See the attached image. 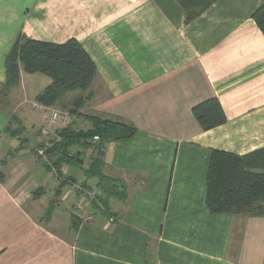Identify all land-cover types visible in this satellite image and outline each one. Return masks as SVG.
Here are the masks:
<instances>
[{
  "label": "crops",
  "instance_id": "obj_1",
  "mask_svg": "<svg viewBox=\"0 0 264 264\" xmlns=\"http://www.w3.org/2000/svg\"><path fill=\"white\" fill-rule=\"evenodd\" d=\"M261 1L218 0L186 23L177 0H0L1 109L4 55L19 33L75 38L97 70L80 113L136 129L101 147L102 173L124 197L103 195L99 211L26 150L2 160L0 109V264H264V215L205 206L211 151L264 147V33L251 18ZM213 97L226 121L204 130L192 108ZM39 110L45 124L52 106ZM61 128L50 126L52 141ZM89 155L63 171L81 187L95 182Z\"/></svg>",
  "mask_w": 264,
  "mask_h": 264
},
{
  "label": "trees",
  "instance_id": "obj_2",
  "mask_svg": "<svg viewBox=\"0 0 264 264\" xmlns=\"http://www.w3.org/2000/svg\"><path fill=\"white\" fill-rule=\"evenodd\" d=\"M215 1L178 0L186 23L198 17ZM251 18L264 33V0L252 12ZM4 67L6 90L19 82L20 70L48 76L50 83L36 95V101L43 106H53L66 93L79 90L83 94L73 100V105L81 108L83 101L90 97L89 89L97 74L95 63L75 38L53 43L31 39L22 33L16 36L4 55ZM192 112L204 130L226 121L224 111L214 97L196 104ZM82 115L90 121L91 128L83 131L65 125L58 130V138L47 154H55L56 164L81 167L89 146L95 145L96 149L92 150L88 166L84 169L86 178L96 182L102 196L123 198L124 192L117 190L115 180L102 173L101 147L104 143L131 138L136 129L120 121ZM94 136H98L95 142L91 141ZM74 147L75 154L69 156ZM205 206L212 214L264 215V147L244 155L213 149L206 173Z\"/></svg>",
  "mask_w": 264,
  "mask_h": 264
},
{
  "label": "rangeland",
  "instance_id": "obj_3",
  "mask_svg": "<svg viewBox=\"0 0 264 264\" xmlns=\"http://www.w3.org/2000/svg\"><path fill=\"white\" fill-rule=\"evenodd\" d=\"M217 1L218 0H216L215 2ZM50 81H51L50 78L44 74H40V73L28 74L23 72L19 79V86L18 88L17 87L14 88V92L10 94L9 90H6L5 88L2 90L4 95V102L1 105L2 109L1 108L0 109L2 110V115H3L2 116V121H3L2 123L4 124L3 129L5 128L4 134H2V138H3L4 146L6 147L2 148L3 151L1 158L2 160L6 158H10L15 161L16 159H19L21 157L18 154V149L21 148L23 150H26L27 152H29V154L33 155L35 161L40 163L42 167L43 165H45V167H47L50 171H52L54 175L58 178L59 183L61 185L68 184L70 186L69 188L71 189V191L73 192L78 191L83 198L88 199V202H91L89 197H87L86 194L82 193V191L78 189V187L81 186L80 183H77L75 180L69 177L68 174L63 172L64 168H66L65 165L72 167H79V168L80 166L61 164V163L56 164L54 163L56 159L55 154L52 153L47 154V151L50 149V147L53 144L52 141L53 138H50L48 135H43L41 133L40 134L41 137L39 138V140L36 138L33 139V141H29L28 136H26L27 133H35L36 131L39 132V130L41 131V128L45 126L44 121L41 120L39 103L36 101V93L45 90L46 86L50 83ZM78 91L79 90H76L75 92ZM73 97L74 95H71V98ZM86 100L87 99L83 101L81 107L83 106ZM60 101H62V99L59 100V103L54 104L52 106V109H58L68 114L69 120L67 125H69L70 120L74 117L73 118L74 123L72 124L73 129L85 131L91 128V123L85 116H83L84 117L83 119H85V123L87 125L78 126L80 120L77 119V116L85 113L80 114V107L76 105L74 106L72 100H69L68 101L69 104L67 103L65 104V106L59 105ZM86 115L92 116L88 113ZM17 116L21 120V126L25 134L22 133V131L19 132L20 120ZM6 143H14V144H11L10 146V144L5 145ZM95 149L96 146L95 145L93 146V144H91L89 146V149L86 151V153L91 155L93 153L92 150L94 151ZM75 151H76V147L72 148L69 152V156L74 155ZM89 186L90 187H83V188L93 190L98 194L97 199L92 200V202L102 203L101 197L103 196H101V191L96 186V182L90 183Z\"/></svg>",
  "mask_w": 264,
  "mask_h": 264
},
{
  "label": "built area",
  "instance_id": "obj_4",
  "mask_svg": "<svg viewBox=\"0 0 264 264\" xmlns=\"http://www.w3.org/2000/svg\"><path fill=\"white\" fill-rule=\"evenodd\" d=\"M58 120H60L61 124L63 126H65L68 123L69 116H68V114L66 112H63V111L58 110V109H52L51 112H50V115H49V117H48V119H47V121L45 123V126H43V128L41 129V133L43 135H48L50 126L52 124H54L56 121H58ZM92 140H93V142L97 141L98 140V136H94ZM78 189L80 191H82V193L86 194V196L89 197L91 202H92V200L97 199L98 194L95 191L89 190V189H85V188H83L81 186L78 187ZM96 205L98 206L97 208H98L99 211L104 210V207H103V205L100 202H97ZM108 220L110 222H113L115 219H114V217L110 216L108 218Z\"/></svg>",
  "mask_w": 264,
  "mask_h": 264
}]
</instances>
